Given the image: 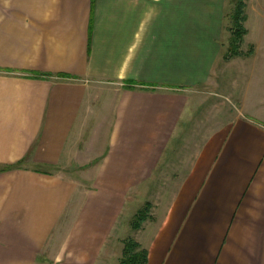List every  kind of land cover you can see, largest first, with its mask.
<instances>
[{
	"label": "crops",
	"instance_id": "0c3cea01",
	"mask_svg": "<svg viewBox=\"0 0 264 264\" xmlns=\"http://www.w3.org/2000/svg\"><path fill=\"white\" fill-rule=\"evenodd\" d=\"M225 1L0 0V264H106L150 182L146 264H264V0L230 58ZM217 65L237 112L212 123Z\"/></svg>",
	"mask_w": 264,
	"mask_h": 264
},
{
	"label": "rangeland",
	"instance_id": "374dc122",
	"mask_svg": "<svg viewBox=\"0 0 264 264\" xmlns=\"http://www.w3.org/2000/svg\"><path fill=\"white\" fill-rule=\"evenodd\" d=\"M236 3V0H226L225 1V16H224V25L223 30L221 32V39H220V45L222 47V52L228 49V42L230 37V32L226 27H229L230 21H231V14L234 8V5ZM246 46L245 44L242 45V47ZM233 68V69H232ZM222 69V70H221ZM224 66L217 65L216 70L214 71L212 75V79L216 78L213 82L211 81L209 85L203 86L201 88L197 89V106L199 107L197 110V113L202 112H211V122H219L217 119L220 113V110L223 113L227 112L228 116L234 114L232 112H237V106L235 105L234 98L230 96H225V94H221V87L220 77H219V71H223ZM227 71L226 76L227 79L224 80V88L228 91H233V81L228 78V75L231 73H235L236 70L234 67L226 68ZM225 71V70H224ZM239 84L235 90L239 92H243L244 89V83L242 76L237 77ZM216 82L217 84H214ZM223 103V105H222ZM221 106V107H220ZM221 108V109H220ZM215 114V115H214ZM217 117V118H216ZM49 169V168H48ZM165 178V177H164ZM85 187H89V183H84ZM140 186V188H139ZM172 189V183L168 182H159V183H146L142 185H138V187H133L131 193V198L129 199L130 203L127 204L126 209L124 210V217L121 218V223L124 225V231L117 232L118 237L117 240L121 239V243L119 244L118 241H116L114 244V247L112 248L113 251H116V254L111 255L109 252H107V256L105 258L106 264H119L120 257L122 255V250L124 246V241L128 239L134 240L136 243H138L139 248H144L139 244V242L136 240V236L138 233V229H140L143 224L148 221L151 217L155 218L157 214L161 211V206L163 200L168 198V195L170 193V190ZM166 201V200H165ZM130 206V208H129ZM142 213V220L138 223L139 225L137 227H133V222L137 220V216ZM121 234V235H119ZM120 241V240H119ZM121 245V246H120ZM119 247V248H118ZM41 259L40 257H37V260ZM37 264H56L55 262H47V263H37Z\"/></svg>",
	"mask_w": 264,
	"mask_h": 264
},
{
	"label": "trees",
	"instance_id": "16d2710c",
	"mask_svg": "<svg viewBox=\"0 0 264 264\" xmlns=\"http://www.w3.org/2000/svg\"><path fill=\"white\" fill-rule=\"evenodd\" d=\"M244 19L245 15L243 2L242 0H236L231 14L230 25L228 28L230 37L228 42V51L224 55L225 58L244 54V52L239 49L243 35L246 32V29L243 25ZM246 53L250 54V51ZM140 215L143 214L140 213L139 216H137V220L133 222V227H137L139 225L138 223L143 219ZM146 260L147 251L145 248H139L138 243H136L132 239L124 241L119 264H146Z\"/></svg>",
	"mask_w": 264,
	"mask_h": 264
}]
</instances>
